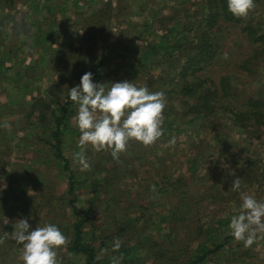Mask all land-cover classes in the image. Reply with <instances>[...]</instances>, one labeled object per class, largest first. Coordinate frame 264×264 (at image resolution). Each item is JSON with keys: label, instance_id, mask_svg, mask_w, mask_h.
Segmentation results:
<instances>
[{"label": "rangeland", "instance_id": "rangeland-1", "mask_svg": "<svg viewBox=\"0 0 264 264\" xmlns=\"http://www.w3.org/2000/svg\"><path fill=\"white\" fill-rule=\"evenodd\" d=\"M106 1L0 0V237L14 231L19 219L33 228L55 224L68 237L67 247L58 252L60 264H83V257L68 249L72 225L81 218L76 207L88 217L83 241L95 245L98 264H112L113 257L117 264H189L199 256L204 259L193 264H264V239L245 247L229 229L242 204L230 188L236 176L241 191L264 202V125L245 122L243 127L222 112L201 118L179 111L165 116L164 135L153 146L133 141L119 162L109 152L89 148L87 172L73 163L80 132L73 119L78 105L66 98L69 90L97 63V83H105L106 90L123 81L168 89V47L188 35L181 32L183 25L193 32L192 21L204 11L205 0H111V13L99 10ZM255 4V15L264 22V0ZM221 30L224 51L203 71L214 79L225 71L227 58L240 56L244 47L237 29L224 24ZM148 49L157 51L158 64L143 73ZM260 64L251 84L239 86L248 96L264 89V59ZM54 83L58 88L48 92ZM35 99L48 105L45 121L31 110ZM66 101L62 153L73 171V193L67 192L69 172L49 144L54 142L52 113L58 114ZM173 137L175 145L165 147ZM112 166L116 171L107 186L103 177ZM187 209L192 221L186 228L178 219L176 230L169 216ZM195 219L200 234L186 235ZM173 235L175 245L169 243L155 258L152 241L168 242ZM115 238L122 242L118 251L112 248ZM177 246L183 247L181 254L170 261ZM101 250H106L103 256ZM0 264H23L22 245L11 238L0 245Z\"/></svg>", "mask_w": 264, "mask_h": 264}, {"label": "trees", "instance_id": "trees-1", "mask_svg": "<svg viewBox=\"0 0 264 264\" xmlns=\"http://www.w3.org/2000/svg\"><path fill=\"white\" fill-rule=\"evenodd\" d=\"M7 1L11 2L12 0ZM110 1L107 0L99 10L107 11L109 8L108 12L111 13L113 8ZM257 1L255 0V2ZM203 6L204 11L195 14H200L199 18L192 21L193 32H190L192 31L191 27L185 28L183 25L181 32L185 34L188 31V35L183 38L176 37L168 47V58L166 61L172 76L169 77L171 84L166 87L168 89L163 90L167 97V107L164 111V116L181 111L194 117L212 118L222 112L230 114L233 120L243 127L246 126L245 122H252L253 125L257 126L264 125V89H259L255 93L253 91L248 96L239 88V86L251 84L254 80V67L261 65L260 62L264 59V22L263 19L258 17L259 15H255L258 8L256 7L247 19H238L228 11L227 0H205ZM224 24H229L242 34L244 47L240 52V56L236 55L232 59L230 56L227 58L228 63L222 67L225 71L217 79H214L206 76L203 71L224 51L221 30V26ZM170 32L171 30L169 29L166 34ZM146 51L143 56L144 62L142 63L145 66V70L142 71L143 73H150L155 70L154 68L158 64L155 58L157 51H154V49ZM100 65L101 63H97L90 70L93 73V82L95 83L101 78L98 74ZM54 88L58 87L53 84L48 92L53 93ZM150 91L156 92V88L150 89ZM69 103L70 101H66L58 114L52 113L51 121L54 125L51 126L50 135L54 142H49V144L53 147L55 156L63 160L64 169L69 172L67 174V179L69 180L67 192L73 193L75 185L73 171L69 167L68 159L62 153L61 138L63 130L66 128L64 120L68 112ZM47 108L48 105H45L39 99H35L31 105L32 112H36V117L40 121L47 119ZM112 171L115 173L116 167L112 166L109 168L103 177L107 186L111 184L108 176ZM112 176L115 177L114 174ZM168 183H170L168 185L172 184V182ZM70 203L72 204L73 201ZM179 205L184 206L183 198L180 199ZM73 209L75 215L81 216V218L72 225L74 236L68 249L74 254L82 256L83 264H98L95 245L89 241H83L82 228L84 223L88 221V217L82 216L76 207H73ZM188 210H184L181 216L172 213L169 216L170 225L177 230L178 226L176 223L179 219L181 227L188 228L192 221L191 218L194 217V215L192 217L189 214ZM195 222V227H190L193 231H187L186 235L196 234L193 236H198L200 234L202 226L198 219H195ZM175 240L176 237L173 235L168 242L163 240L152 241L153 245L150 248L157 247V250L153 251V256L160 258L166 252L169 243L175 245ZM182 248L181 246L180 248L179 246L174 247L175 255L169 257V260H178ZM203 259L200 256L196 257L195 261H190L189 264L200 262Z\"/></svg>", "mask_w": 264, "mask_h": 264}, {"label": "clouds", "instance_id": "clouds-1", "mask_svg": "<svg viewBox=\"0 0 264 264\" xmlns=\"http://www.w3.org/2000/svg\"><path fill=\"white\" fill-rule=\"evenodd\" d=\"M227 7L234 17L247 19L256 4L255 0H227ZM69 97L78 105L73 119L80 132V150L72 159L82 172L91 170L89 148L94 153L109 152L119 162L131 142L150 147L164 135L167 97L163 91L152 92L146 85L138 87L128 81L113 82L106 90L105 83L93 82V73L86 72L79 85L69 90ZM175 142L173 137L165 147H173ZM241 185L239 176L231 182L230 188L240 194L242 204L239 213L231 217L229 229L237 242L251 247L258 238L264 239V202L241 191ZM151 190L155 192V186ZM3 223H8L6 217ZM9 238L22 245L23 264H60L58 252L68 245V237L55 224L33 228L27 219L17 220L14 231L0 237V245ZM121 243L115 238L113 250L118 251ZM105 251L101 250V256ZM117 259L113 257L112 264H117Z\"/></svg>", "mask_w": 264, "mask_h": 264}, {"label": "crops", "instance_id": "crops-1", "mask_svg": "<svg viewBox=\"0 0 264 264\" xmlns=\"http://www.w3.org/2000/svg\"><path fill=\"white\" fill-rule=\"evenodd\" d=\"M165 33H166V32H165ZM168 36H169V35H168ZM54 84H56V83H54ZM52 85H53V84H52ZM52 85H51V86H52Z\"/></svg>", "mask_w": 264, "mask_h": 264}]
</instances>
